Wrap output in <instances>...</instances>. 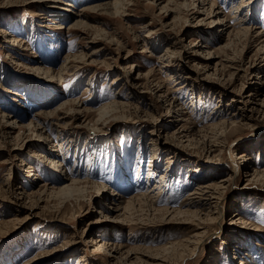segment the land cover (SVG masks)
I'll return each instance as SVG.
<instances>
[{
	"label": "rangeland",
	"instance_id": "obj_1",
	"mask_svg": "<svg viewBox=\"0 0 264 264\" xmlns=\"http://www.w3.org/2000/svg\"><path fill=\"white\" fill-rule=\"evenodd\" d=\"M29 1L0 0V124L18 126L0 125V264H158L150 258L156 255L163 264H230L236 252L243 264H264V178L252 177L264 174V109L252 112L251 104L264 100V0H255L253 20L244 25L232 19L241 0H185L184 8L183 0H125L116 10L86 12L73 28L81 9L115 0H60L75 4L66 21L62 4ZM201 1L206 9L213 4L212 18L198 14ZM58 15L59 24L48 22ZM239 27L250 33L236 37ZM50 33L57 40L43 42ZM17 40L26 50L10 46ZM207 51L215 58L207 60ZM164 59L172 71L162 68ZM38 67L63 72L50 81L34 72ZM172 73L189 81L187 90L174 92L180 86L167 80ZM128 75L140 79L126 86ZM118 76L123 81L114 82ZM172 98L182 106L175 108L183 109L181 122L170 113ZM191 98L197 108L189 106ZM236 109L247 118L236 119L235 127L222 123ZM31 122L45 130L26 128ZM180 128L188 145L173 139ZM39 133L50 138L43 150ZM151 154L159 158L157 179L147 182ZM40 156L58 162V172ZM169 162V176L185 190L164 193L157 207L176 211L197 184L212 183L223 186L219 219L196 200L181 210L197 212L200 223L167 222L138 203L125 224L106 220L99 187L117 192L123 208L154 188ZM82 171L79 178L92 182L82 185L88 188L59 195L66 174ZM121 179L125 191L114 187ZM192 225L203 233L193 252L184 245L195 233ZM102 238L116 247L115 258L92 253ZM172 243L178 248L163 255ZM238 245L244 249L236 251Z\"/></svg>",
	"mask_w": 264,
	"mask_h": 264
},
{
	"label": "bare ground",
	"instance_id": "obj_2",
	"mask_svg": "<svg viewBox=\"0 0 264 264\" xmlns=\"http://www.w3.org/2000/svg\"><path fill=\"white\" fill-rule=\"evenodd\" d=\"M39 1L40 2H45V4L46 3H48V4L52 3L51 4L52 6H56V4L57 5L58 4H62L63 7L60 8V10H62L64 13H66L68 15V16H64L63 20L61 19L62 16H60V15L55 16L53 19H51V20L49 19L48 20L49 23H53V24L57 23V21H59V19L62 20V21H66L67 18L71 17V15L76 14V13L73 12V9H75V4H73L72 2H64V3L62 2L61 3L60 0H31L29 2H26V4H32L34 2H39ZM172 1L173 0H169V2H172ZM124 2H125V0H115L112 4H110L109 2H104V3L98 4V5L96 4L93 7L88 8V9H81V11H83V13H79V14L75 15L77 18L75 17L76 19L75 18H74V20L72 19V21L70 22L71 23L70 28H73V26H81V20H82V18H84L86 16V12H88V11H104V10L111 9V8L116 10ZM254 3H255V0H241L238 4L233 5L232 8H231L232 14H234L232 19H236L237 23L238 24H242V25L251 22V20H253V17L251 16V12L253 10ZM200 5H201V12L202 13L199 11L198 14H204V15H206V17H209V18L211 17L212 18L213 14H214V11H212L213 4H211L208 9L205 8V2L204 1H201ZM181 6H183V8H184V6H186L185 0H183V5L181 4ZM246 9H247L248 13L245 12ZM167 11H169V10H167ZM169 12H171V11H169ZM217 15H218V13H216L214 16L217 17ZM220 23H221L220 21H215V25H218L219 27L223 26V25H219ZM57 24H59V23H57ZM244 33H248V34L250 33L248 28H240L239 27L237 33H235L234 35L237 37V35L244 34ZM1 34H3L4 36H8V35L5 34V32H2V31H1ZM55 34L56 33H50V36L44 37L43 42H45V43L55 42L57 40V37L55 36ZM229 34H230V32L227 33V35H229ZM24 43H25L24 41L17 40L10 46L18 47V48H22L23 49L24 45L22 46V44H24ZM203 48H206V47H203ZM23 50H26V49L24 48ZM206 54H208V57H209V58L207 57L208 58L207 60H211V59L215 58L213 56V54L211 52H209V51H207ZM165 56H167V55L165 54ZM168 58L169 57H166V59H168ZM166 59H164V62L161 64L162 68H164L166 71H168V70L172 71L170 69L171 65H169L168 63H165ZM68 62L69 61L66 62L65 67L63 68V70H65L68 67V64H67ZM41 71H44V73H41ZM34 72L43 74L46 77L48 75L49 76L48 80L52 81L53 78L60 79L61 78V74H62L63 71H59L56 74H51L49 71H47V70L45 71V69L43 70L42 68L38 67V68H35ZM211 77L212 76H210V77L207 76L208 79L209 78L211 79ZM174 78H176V80H174ZM124 79H125V85L126 86H131V84L136 83V81H138L140 78H133L131 75H128L127 77H124ZM121 80L123 81V79L121 77H119V78H115L113 81L118 83ZM167 80L170 81V82L174 81L176 86H178V85L180 86L174 92H178L181 89H184V90L188 89L186 87L189 84V81L185 80V79L183 80V77H181V76L177 78L172 73V74L169 75ZM256 85H259V83L256 84ZM260 85H264V83H261ZM256 90L257 91L255 92V95L258 96V94L262 90V87L260 89H256ZM170 101H171V106H172V111L170 113L172 115H174V119H178L179 118V120H175L174 123L175 122H181L182 120L180 119V117L183 115V113H182L183 109L180 108L178 110L179 112L177 113V110H175V108L177 107V105L179 107H182V106H180L177 103L178 100L176 98H172ZM254 101H256V102L251 101V104H253L252 112L258 111V108L262 109V111H263L264 107L262 105L264 104V100L257 99V100H254ZM231 102H235V101L232 100ZM190 103H189L190 104L189 106H191L192 103H193V104H195V107L197 108L196 101H194L192 98L190 100ZM247 103H250V100H248ZM186 110H189V109H186ZM189 112H190V110H189ZM185 113H188V112H185ZM53 116H54L53 112L46 115L47 118H52ZM101 118H102V113H100V116H99V119H101ZM240 118H241L240 121H242L243 119H245L247 117L244 114V111H239V109H236V110H233V113L230 115L229 119H231V122L222 121V123L227 124L230 127H233V126L235 127V123H236L235 120L236 119H240ZM4 121L5 122L2 125L0 124L4 128L5 127L11 128V129L18 128L16 121H14V120L13 121L12 120L11 121L4 120ZM41 125L42 124H37V123L34 125L31 122L30 124H28L26 126V128H28V129L29 128H34V130H36V131H41V130H43L45 128L44 124H43V126H41ZM40 127H42V128H40ZM173 133H176V136L173 139L177 142L178 145L182 146L183 143L188 145L191 142V140H189V137L187 136L188 134L185 131V129L180 128L177 132H173ZM41 134L42 133H39L38 136H39L40 140H42L43 142H42V145H41V143H40V145L38 144V148H40V150L41 149L43 150V143H48L50 138L48 136L42 137ZM183 139H185L186 141H183ZM57 146L61 147L60 145H57ZM41 157L42 156H40V158ZM42 158H44L45 159V163L48 164V166L46 164V168L48 170H50L52 173L53 172H58L57 170L61 166V165H59L58 162H54V160L51 159V158H50L51 160L50 159H46L45 157H42ZM242 158H243V156L238 157V159H242ZM245 161H247V160H243L242 163L245 162ZM156 162H159V158H156V155H154V154L152 155L151 154L150 155V163H149L148 172H147L148 176L146 177L147 182L151 181L152 179H154V180L157 179L155 172H156V169H158V166H157L158 163H156ZM42 163H44V162H42ZM127 164L128 163L126 161V165ZM115 165H116L117 171H122V167H121V163L120 162H118L116 160ZM95 166H97V165H95ZM236 166H238V165H236ZM241 166H243V165H241ZM170 167H171V162H169L168 166L166 167V171H167V169H169V170L167 172H165V174L163 173L162 175H160L159 180H157V182H155L154 185H152L154 188L151 187L152 189H150V191L148 190V191H146L144 193L143 192L140 193L136 197H132L131 201H129L127 203V205L125 207H123V208H121L120 201L117 198V196H120L117 192H113V194H107V191L106 192L104 191L106 185L103 186V187H99V189H98L99 191L96 194H98L99 196H102V200H104L106 202L104 205H102V209L106 213L105 214L106 220L108 222L114 224V225L115 224H121V225L125 224V222H127L128 219L130 218V215H131L130 211L132 210V207H134L135 203H138L137 206H141V207L147 208L148 211L151 212V213L153 212L152 214H154V215H155V213H160V215L162 214L163 218H169V220L167 222H173L174 218H176V220H178V222H176V223H178L180 225H191V224H193L194 221H197L198 223H200V218L198 217V213L197 212L196 213H194V212L193 213H189L188 211H186V210L183 211L181 209L183 207L190 208V207L195 206L196 204H198L196 200H198V201L200 200L201 201L200 204L202 205V207L204 209H207L209 211V213H210L209 215L211 217H212V215L215 216V218H212V220L219 219L220 215H221V214H219V210H220L219 209V204H220V200H221V193L219 192V189H222L223 186L222 185L221 186L215 185V184H212V183L211 184H205V185L197 184L195 189L193 191L189 192L188 196L186 197V201H184L182 204H180V208L178 210H176V211L175 210L171 211L170 209L162 210L159 207H157L158 205L161 204V202L163 200L164 193H169V192L171 193L173 191L179 193V192H181V191L183 192L185 190V185L182 186V184H181L179 186L178 181H176V179H173V177L169 176L170 172H171ZM247 168H248V165L246 164V165H244L243 170H245V169L247 170ZM31 169H32V167L29 166L28 170H31ZM236 170H235V172H237ZM81 174H83V171H82V173L74 172L73 173V177L71 176V173L66 174L65 181H68V183H64V184H62L59 187V191H60L59 195H60V193H64V194L66 193L67 194V192H68V194H69L71 192L78 191L80 189H76L74 187H79L80 185H81L82 189L88 188V187L82 186V185L83 184L86 185L87 183H92V182L88 181V179H85V180L80 179L79 177L81 176ZM188 174H190V173H188ZM200 174L201 173H198L197 175L196 174L195 175L192 174L188 178L190 179V181H191V179H194V178L195 179L196 178L199 179V178H201L199 176ZM88 175L89 176H93L92 171ZM139 175H140V173H139ZM48 176H49V174H48ZM50 177H52L51 178L52 181L56 180V179L53 178L55 176L51 175V176H49V178ZM252 177H253L254 180H255V178L257 180V177H263L264 178V174H261L259 176V173H255L254 172ZM36 180H38V179H36ZM188 182H189V180H188ZM221 182H226V180H222ZM139 185H141V184H139ZM114 187L117 190L125 191L124 189H126L128 187V185L127 184L125 185V182H123L122 179H121V181H119L118 183H116V182L114 183ZM99 196H97V197H99ZM211 209H212V211H211ZM237 217H238V215H233L234 219L237 218ZM192 226L195 229L194 230L195 233L192 234L190 237H188L184 241V245L190 246V247L194 246V248L191 250V252L195 251L198 248V245L200 244L201 239L203 238V233H199L198 232V230L200 229L199 226L198 225H192ZM221 229H222V227H221ZM226 243H225L224 247L227 249V248H229L231 246V243L230 244H226ZM94 245H95V248H93L94 250L92 251V253L94 255L104 254V256H107L108 258L112 259V258H115V253H118L117 250H116V247L115 248L113 247L112 242H109L106 239H103V238L100 239V240L97 239L96 242L94 243ZM175 245H176L175 243H172L170 246H166V247L162 248L163 255L170 254V252H172L174 249H176L177 245L176 246ZM238 246L239 247H235V248H237L236 251H241L242 249H244L243 246H240V245H238ZM150 258L152 260H154V261H158V264L166 263V259L163 258V257H160L159 255L150 256ZM229 263L230 264H235V263L236 264H243L241 259L239 258L238 252L234 253V255L232 257V260L230 258ZM173 264H175V263L173 262ZM244 264H246V263H244Z\"/></svg>",
	"mask_w": 264,
	"mask_h": 264
}]
</instances>
